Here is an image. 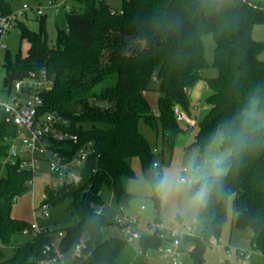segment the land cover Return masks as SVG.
Wrapping results in <instances>:
<instances>
[{"label":"trees","instance_id":"trees-1","mask_svg":"<svg viewBox=\"0 0 264 264\" xmlns=\"http://www.w3.org/2000/svg\"><path fill=\"white\" fill-rule=\"evenodd\" d=\"M68 4L67 27L58 28L54 46L48 42L45 14L36 18L38 30L18 22L20 35L30 46L25 55L7 53L3 81L11 87L30 72L45 69L54 84L43 93L41 111L61 112L80 144L92 141L94 150L79 184L45 187L42 204L51 207L68 201L74 223L18 243L7 258L2 246L30 225L12 216V208L15 198L31 187L33 174L19 165H3L9 147L5 137L14 135L16 128L0 119V172L6 170L0 177V264H41L45 244L59 231L64 232L60 246L66 253L84 242V264L114 263L127 239L105 236L110 223L96 211L105 203L102 190H110L117 204L128 203L131 193L123 178L134 176L133 156L141 159L143 174L156 188L160 176L154 172L156 153L138 122L143 118L158 132L159 119L163 147L174 150L177 135L187 131L175 107L196 117L189 92L210 66L203 40L207 33L215 40L211 65L217 75L206 78L211 89L205 99L208 107L189 146L203 154L221 131V146L229 149L230 157L226 175L198 209L201 232L187 235L184 243L194 246L192 264H205L206 248L220 237L232 202L233 226L251 229V245L264 252V126L244 115L253 98L264 113V60L259 58L264 41L253 38L254 26L264 25V0H122L120 8L106 0H69ZM0 12L10 14L11 5L0 0ZM153 78L158 81V116L146 97ZM107 80L114 83L98 87ZM59 144L70 153L78 147ZM139 243L146 251L159 248L164 240L147 234Z\"/></svg>","mask_w":264,"mask_h":264},{"label":"rangeland","instance_id":"rangeland-1","mask_svg":"<svg viewBox=\"0 0 264 264\" xmlns=\"http://www.w3.org/2000/svg\"><path fill=\"white\" fill-rule=\"evenodd\" d=\"M11 5L12 12H17L23 8L24 4L35 8H42L44 11L45 25L48 33V42L51 46L56 44L58 28L66 29L67 20L65 11L69 0H55L56 6H51V0H5ZM113 8H120L122 0H106ZM66 4V6H65ZM38 14L29 9L27 15L22 17L21 21H25L27 25L38 30L39 23L36 20ZM253 38L255 40L264 41V25L256 24L253 29ZM206 45V58L210 66L206 68L202 75L203 78L196 84V86L189 92L190 98L193 102L199 103L201 109L198 111V117H188L183 122L187 131L180 132L177 135L175 148L169 151L163 147L162 140V126L158 119L157 127L158 132L154 129L145 119L140 118L138 128L140 132L147 139L149 146L152 150L157 148L159 150L154 156V161L158 166L154 168L155 174L162 176L166 171H177L187 168L190 160H195L197 164L205 165L214 156L222 153H229V149L222 148V133L218 131L212 143L207 147L206 151L201 154L196 147H190L189 144L194 141L198 132V123L204 116L207 108H202L205 105V99L210 94L211 89L206 83V78L214 77L217 75V69L211 64L214 59L215 40L211 33L203 36ZM1 42L6 48L0 47V76H4V68L2 67L7 53L14 57L18 52L26 54L30 46L26 39L20 35V27L18 24L14 25L11 29L5 32L1 37ZM259 58L264 60V51L259 55ZM114 80H107L100 84H112ZM159 96L158 81L153 78L150 82V89L147 91L146 97L151 105L153 113L158 116L157 99ZM256 100V120L260 126H264V113L257 108ZM252 99V100H253ZM208 107V106H207ZM190 139V143L187 140ZM189 143V144H188ZM131 166L134 171V176L124 177L123 182L125 188L131 193V198L126 204V211L130 215H138L142 221L147 219H154L157 215L164 219L166 225L181 231H187L188 227H192L193 235L201 232L203 224L202 220L198 218V209L191 206L189 203L190 194L180 192L171 197L167 202L160 199L156 188L153 187L149 179L143 174V166L141 159L138 156L131 158ZM6 174L5 168L0 172V177ZM53 179L44 170L34 177V185L29 188L27 192L15 198L12 216L24 219L27 221H34L35 214H41V204L45 197L46 185L52 184ZM102 198L104 199V215L109 221V225L104 229L105 236H121L118 228L114 222L116 219L115 208L117 201L113 194L107 188L102 190ZM159 200V206L157 205ZM142 205L145 209H141ZM233 210L232 202L229 203L228 214L226 222L223 226L222 233L218 239H213L211 244L206 248L204 257L205 264H264V255L252 249L250 240L247 238L249 228H236L233 226ZM180 218L182 220H180ZM75 217L69 206V202H61L49 208V217H39L38 222L42 226H50L52 228H62L64 226L74 223ZM140 232H143L139 228ZM31 239L30 234L18 233L15 234L11 240V244L3 245L2 249L5 256L11 257L14 254V247L20 243ZM226 248L231 252L227 253ZM239 249L241 253L248 255V259L244 256L241 257L237 253ZM184 264H192L191 256L188 252L182 255ZM113 264H166V260L162 258V254L158 249L148 248L143 251L140 247L139 240H127L123 249L116 257Z\"/></svg>","mask_w":264,"mask_h":264},{"label":"built area","instance_id":"built-area-1","mask_svg":"<svg viewBox=\"0 0 264 264\" xmlns=\"http://www.w3.org/2000/svg\"><path fill=\"white\" fill-rule=\"evenodd\" d=\"M51 6H56L55 0L50 1ZM66 6V4H65ZM69 4H67V8ZM31 9L38 16L44 14L42 8L23 5L17 12L8 15L0 12V34L2 35L21 21ZM0 47L6 46L0 41ZM4 77V76H3ZM0 76V119L4 118L7 123L14 124V135L6 136L9 143L8 154L2 161L3 165H19V169H29L33 178L29 181L34 185V177L44 168L50 173L54 188L79 184L82 181V170L93 152V142L87 141L80 144L77 133L69 130L70 121L58 110L41 111L44 104L43 93L51 90L54 84L53 77L45 70L32 71L27 76L16 80L12 86L4 84ZM194 109H198L194 105ZM179 121L186 119V114L179 106L174 109ZM60 142H71L78 145L74 152L70 153L60 146ZM158 153L157 148L154 149ZM154 166H158L154 162ZM185 169V168H183ZM182 169V170H183ZM115 226L122 237L127 240H139L142 235L156 234L164 240L158 249L166 264H184L182 255L193 249V244H185L184 238L193 235L192 227L187 231H181L166 225L164 219L158 215L154 219L142 221L138 215H130L126 211L125 204H117ZM49 205L41 204V214H35V220L30 222L22 233L34 237L47 230H53L50 226H42L38 222L39 217H49ZM141 209H145L142 205ZM105 207L99 206L97 213L104 214ZM139 228L143 232L139 231ZM64 236L63 231L56 233L55 237L44 246L43 252L46 257L40 260L41 264H84V242H78L70 253L61 249L60 241ZM228 254L230 250L226 248ZM239 253V249H237ZM241 253V251H240Z\"/></svg>","mask_w":264,"mask_h":264},{"label":"clouds","instance_id":"clouds-1","mask_svg":"<svg viewBox=\"0 0 264 264\" xmlns=\"http://www.w3.org/2000/svg\"><path fill=\"white\" fill-rule=\"evenodd\" d=\"M246 120L256 118V100L250 101L249 109L244 113ZM230 153L214 156L205 165L190 160L183 170L166 171L156 182V191L162 201L167 202L180 192L190 194L189 203L195 208L203 207L213 189L219 184L228 170Z\"/></svg>","mask_w":264,"mask_h":264},{"label":"crops","instance_id":"crops-1","mask_svg":"<svg viewBox=\"0 0 264 264\" xmlns=\"http://www.w3.org/2000/svg\"><path fill=\"white\" fill-rule=\"evenodd\" d=\"M147 94V93H146ZM194 103V105H196L197 107H198V109H195V113H196V118L198 117V111L201 109V106L199 105V103H195V102H193ZM202 108H204V109H206L207 108V105L205 104V105H203V107ZM187 140H188V142L190 141V139H188V137H187V139L185 140V144H187ZM190 143V142H189ZM188 143V144H189ZM192 143V142H191ZM190 143V144H191ZM189 144V145H190ZM180 220H182L181 218H180ZM247 238H249V240H250V244H251V239H252V236H253V231L250 229V231L247 233ZM30 240V239H29ZM251 247H252V249H254V250H256L257 252H260V253H262L263 255H264V252H262V251H259V250H257V249H255L252 245H251ZM238 253V252H237ZM239 254V253H238ZM241 257H246L247 259H248V255H246V251H245V253H240L239 254Z\"/></svg>","mask_w":264,"mask_h":264}]
</instances>
